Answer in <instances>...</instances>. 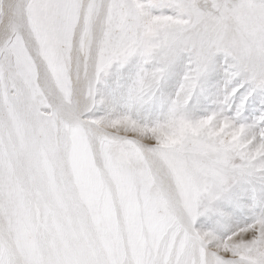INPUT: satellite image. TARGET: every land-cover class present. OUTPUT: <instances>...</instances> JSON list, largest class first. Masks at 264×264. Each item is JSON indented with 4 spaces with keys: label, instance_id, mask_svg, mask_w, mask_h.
Masks as SVG:
<instances>
[{
    "label": "snow or ice",
    "instance_id": "6c2138e0",
    "mask_svg": "<svg viewBox=\"0 0 264 264\" xmlns=\"http://www.w3.org/2000/svg\"><path fill=\"white\" fill-rule=\"evenodd\" d=\"M0 264H264V0H0Z\"/></svg>",
    "mask_w": 264,
    "mask_h": 264
}]
</instances>
